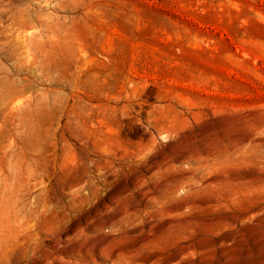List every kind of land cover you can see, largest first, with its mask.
Wrapping results in <instances>:
<instances>
[{
  "label": "rangeland",
  "instance_id": "374dc122",
  "mask_svg": "<svg viewBox=\"0 0 264 264\" xmlns=\"http://www.w3.org/2000/svg\"><path fill=\"white\" fill-rule=\"evenodd\" d=\"M1 87L0 264H264V0H0Z\"/></svg>",
  "mask_w": 264,
  "mask_h": 264
},
{
  "label": "bare ground",
  "instance_id": "6f19581e",
  "mask_svg": "<svg viewBox=\"0 0 264 264\" xmlns=\"http://www.w3.org/2000/svg\"><path fill=\"white\" fill-rule=\"evenodd\" d=\"M9 83V82H8ZM7 83V84H8ZM7 87V85H5ZM14 86V85H13ZM8 88V87H7ZM7 88H0L1 89V95H2V100L4 102H6V106L8 105V103L10 102L11 99L14 98L15 94L11 93L9 90H7ZM15 100V98H14ZM2 102V101H1ZM11 103V102H10ZM12 104V103H11ZM10 106V105H9ZM11 108V107H10Z\"/></svg>",
  "mask_w": 264,
  "mask_h": 264
}]
</instances>
